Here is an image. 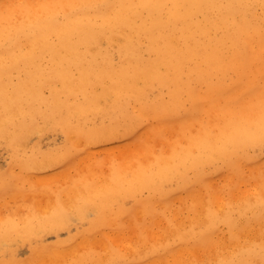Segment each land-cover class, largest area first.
<instances>
[{
  "label": "bare ground",
  "instance_id": "bare-ground-1",
  "mask_svg": "<svg viewBox=\"0 0 264 264\" xmlns=\"http://www.w3.org/2000/svg\"><path fill=\"white\" fill-rule=\"evenodd\" d=\"M149 114L158 134L182 129L167 151L141 144ZM121 123L140 158L108 178L77 167L74 200L51 197L62 208L46 218L0 219V264H264V0H0V149L14 162L75 164ZM48 133L62 136L57 151L33 142ZM215 175L233 201L225 211ZM0 179L42 206L37 181ZM70 215L88 227L44 245Z\"/></svg>",
  "mask_w": 264,
  "mask_h": 264
},
{
  "label": "rangeland",
  "instance_id": "rangeland-1",
  "mask_svg": "<svg viewBox=\"0 0 264 264\" xmlns=\"http://www.w3.org/2000/svg\"><path fill=\"white\" fill-rule=\"evenodd\" d=\"M212 115L213 116H211V120L215 122L216 120L214 118L217 117V114ZM102 118L103 117H100L99 121L102 122ZM147 121L149 123V130L147 131L146 135L144 133L141 135V144H143V142L144 144H147V139H149V147H154L156 150H158L159 148H163L165 151H167L173 144L174 140L177 138L178 131L182 130L177 125L175 130L172 129L165 131L162 134H158L159 131L157 130H159L160 121H158L156 116L154 114H149V118L147 119ZM198 128V124L189 128L188 137L190 136V138H193L195 136H199L197 131ZM113 130L118 132V138H115L114 140H103L101 141L102 143H90L88 148H85L80 152L77 151L74 153L75 155H77V160H75V164H67L65 166H63V162L60 161L54 164L38 162L35 163V165L21 163V160H16L17 162H14L11 160L10 150L6 147H2L0 149V175L9 172L19 173L22 178L21 183H25L24 190L31 189L33 187V184L31 182L37 181L35 182L37 184V188L45 191L46 193L43 194L42 203H38L42 206L36 208L34 205L36 201L34 202V200L30 199L29 197H20L19 199L13 198L3 188L5 184L0 183V219L12 218L14 220L19 221V223H22L26 219V217L31 216L34 212H42L44 218H46L49 214L47 211H53L62 208H58L50 204L49 199L51 197L57 194L64 193L65 198L67 199V203H72V201L74 200V198L72 199L71 189L77 187L81 181L85 180L84 178H82V180L80 181L77 180V167L96 168L101 178H108L112 172L113 164L118 163V161H122V163H124L126 161H129L130 159L134 160L140 158L138 155L140 152L136 149L137 146H133L132 144H130L131 140L128 139V134L126 135V132L129 133V130L127 129V124L121 123L117 125ZM32 139L33 142L38 140L39 146L42 144L41 149L47 152H54L62 147V136L59 135V133H48L42 135L40 138H38L37 135H34ZM90 150L91 154L88 155L87 152ZM219 167L220 165L216 164L213 166H209L208 170L210 173H214V171ZM28 170H30V173L28 172ZM0 182H2L1 179ZM211 183L213 184L211 188H213L216 192L221 193L220 196L223 197L222 200H218L219 205H216V208H218V206H221L223 207V211L227 210L229 203L233 201H225L224 199L225 188L223 178H220L219 176L215 175L214 181ZM176 185L177 180H173L168 184V187L171 188ZM246 186L247 184H244L242 181L240 182L239 194H241V191L244 190ZM187 201L189 202V200L186 199V202ZM132 202L134 203V200ZM172 203L176 206L180 205L178 199L174 200ZM128 206H131V202L127 204V207ZM69 221V226L60 228L58 232L46 233L43 238V244H52L58 238H66L70 233V230L73 231V229L85 228L89 225L87 223L77 224V219H75L72 215H70ZM191 226L192 225L190 224L189 220H187V222L182 226L180 230L187 232V230H189ZM220 228L221 230L219 231V234L227 235L226 226L224 224H221ZM132 234L135 233L129 231L125 232V240L127 242H132V240L134 242V235ZM178 238L179 236H166V238L163 239L172 243L173 241H177ZM135 239L138 240L137 237ZM108 248L109 246L107 247V249ZM20 251L21 252L19 254V257L26 258L30 253L29 246L22 245ZM149 258H151L150 255Z\"/></svg>",
  "mask_w": 264,
  "mask_h": 264
}]
</instances>
